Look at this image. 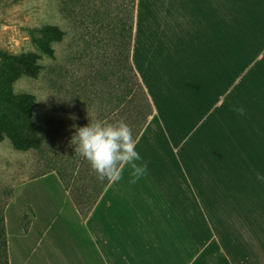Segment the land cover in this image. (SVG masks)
<instances>
[{
    "label": "crops",
    "instance_id": "crops-1",
    "mask_svg": "<svg viewBox=\"0 0 264 264\" xmlns=\"http://www.w3.org/2000/svg\"><path fill=\"white\" fill-rule=\"evenodd\" d=\"M178 3L186 58L174 73L183 82L182 108L196 107L203 95L211 100L216 90L221 102L222 50H264V0H134L131 60L154 105L136 141L146 172L133 183L122 165L121 179L106 186L86 218L56 172L18 186L6 207L10 264H264V144L238 159L231 140L222 153L218 118L203 128L209 138L188 151L185 164L175 153L138 149L159 116L144 73L165 48ZM29 207L35 217L26 233L21 220Z\"/></svg>",
    "mask_w": 264,
    "mask_h": 264
},
{
    "label": "rangeland",
    "instance_id": "rangeland-1",
    "mask_svg": "<svg viewBox=\"0 0 264 264\" xmlns=\"http://www.w3.org/2000/svg\"><path fill=\"white\" fill-rule=\"evenodd\" d=\"M132 1L0 0V53L33 52L42 56L39 77H22L13 84V91L36 97L35 121L43 126L46 136L42 153L18 151L9 139L0 142V219H6V207L16 188L47 170L48 163L62 153L57 148H67V138L74 136L76 128L87 125L89 120L115 123L114 117L103 116L104 80L115 65L112 59L117 58L119 21L126 17L131 21ZM175 10L172 27L165 26V48L155 56L149 72L144 73L159 116L138 149L165 156L175 153L185 164L188 151L202 149L209 138L203 128L220 118L215 130L222 153L227 152L232 140L237 143L238 159H242L247 150L264 144V50L240 49L242 44H237L235 50H222L221 102L216 90L212 101L203 95L196 107L182 108L178 89L183 82H178L174 66L185 57L186 50L181 46L185 23L179 3ZM47 25L65 32L61 42H52L54 58L45 55L41 47L50 40L40 32ZM241 40L244 35H237V42ZM187 65V61L182 63V75ZM181 99L188 100L184 94ZM153 139L161 144L144 146L148 143L145 141ZM34 217L35 211L29 207L21 220L26 233Z\"/></svg>",
    "mask_w": 264,
    "mask_h": 264
},
{
    "label": "trees",
    "instance_id": "trees-1",
    "mask_svg": "<svg viewBox=\"0 0 264 264\" xmlns=\"http://www.w3.org/2000/svg\"><path fill=\"white\" fill-rule=\"evenodd\" d=\"M133 8L134 0L131 21L129 17L119 21L121 38L116 44L117 58L112 59L115 65L104 80L106 89L104 87L102 99L106 105L103 116L114 117L115 122L127 123L137 141L154 114V105L131 60ZM40 32L50 39L41 45L44 54L54 58L52 42H61L65 32L58 26L49 25L44 26ZM112 37L111 34L110 38ZM41 58V55L33 52L21 55L0 53V142L9 139L14 148L22 152L45 151L46 136L43 126L35 121V110L38 106L36 97L32 94H15L13 91V84L22 77H39L43 69ZM72 137L67 138L66 149L57 148L62 153L57 154L58 158L49 162L48 169L37 177L56 172L80 214L86 218L112 180L98 178L88 161L75 153ZM0 264H10L4 217L0 219Z\"/></svg>",
    "mask_w": 264,
    "mask_h": 264
},
{
    "label": "clouds",
    "instance_id": "clouds-1",
    "mask_svg": "<svg viewBox=\"0 0 264 264\" xmlns=\"http://www.w3.org/2000/svg\"><path fill=\"white\" fill-rule=\"evenodd\" d=\"M71 143L75 145V153L88 161L101 180L119 181L124 164L130 169V182L134 183L146 172L132 129L123 121L89 120L87 125L76 128Z\"/></svg>",
    "mask_w": 264,
    "mask_h": 264
}]
</instances>
